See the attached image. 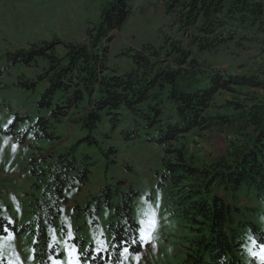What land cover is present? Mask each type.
<instances>
[{
	"label": "rangeland",
	"instance_id": "rangeland-1",
	"mask_svg": "<svg viewBox=\"0 0 264 264\" xmlns=\"http://www.w3.org/2000/svg\"><path fill=\"white\" fill-rule=\"evenodd\" d=\"M108 2L0 0V217L7 221L5 234L0 235V259L7 264H44L31 232L44 198L45 175L39 172L72 149L81 166L88 165L89 174L84 183L75 180L65 192L68 205L52 232L61 255L48 264H81L82 257L88 262L90 246L96 252L109 250L108 225L115 209L96 206L107 186L119 188L120 197L133 196L136 222L152 213V225H144L149 239L142 243L143 251L108 264L187 263L195 255L203 227L186 218L176 204L199 181L187 176L177 200L169 198L173 189L161 185L164 161L176 162L180 152L185 164L200 171L231 164L253 130L249 109L264 105L263 89L236 87L220 93L208 114L229 122L192 132L167 147L156 142L160 130L175 122L165 93L139 104L135 111L122 107L116 117L102 113L93 129L80 120L88 108L70 109L65 117L55 114L62 93L55 94L51 106L41 104L51 87V58L67 64L68 45L87 42ZM167 2H131L130 18L109 44L106 64L111 73L125 75L136 69L135 52L148 46L160 50L167 38L181 39L173 27L175 18L166 12ZM242 32L246 40L238 36L228 47L201 54L206 75L229 73L264 81V34ZM156 104L164 111L160 122H154ZM242 192L233 203L241 210V220L264 229V198ZM246 241L244 259L264 264L263 245L249 237Z\"/></svg>",
	"mask_w": 264,
	"mask_h": 264
},
{
	"label": "trees",
	"instance_id": "trees-1",
	"mask_svg": "<svg viewBox=\"0 0 264 264\" xmlns=\"http://www.w3.org/2000/svg\"><path fill=\"white\" fill-rule=\"evenodd\" d=\"M132 1L109 0L87 42L68 45L67 64L51 58V87L43 95V106H51L55 94L60 92L64 97L61 106L57 104L55 114L65 117L70 109L88 108L80 120L93 129L102 113L116 117L122 107L135 111L139 104L165 93L175 122L160 130L156 142L167 147L192 132L208 131L217 124L229 122L224 117L208 114L216 107L215 99L220 93L231 92L236 87L264 90V81L255 78L229 73L206 75L201 60V54L228 47L239 38L246 40L240 34L242 31L264 34L263 0H168L166 12L175 18L173 27L181 39L167 38L166 47L160 50L148 46L135 52L137 68L117 75L106 64L109 44L113 42V33L130 18ZM153 110L154 122H160L159 117L164 115L162 105L156 104ZM249 111L252 133L231 164L200 171L185 164L180 152L176 162L164 161L161 185H170L173 189L174 194L171 192L169 198L175 196L177 200L187 176H197L195 179L199 181L194 190H188L175 203L186 218L193 223L200 222L203 227L201 237L195 241V255L185 264H254L244 259L246 237L264 248V229L255 222L242 221L241 210L233 204L244 190L264 198V105L253 106ZM87 166H81L72 149L58 154L39 172L45 175L44 198L36 217V229L31 232L35 234L37 255L45 259L44 264L61 255L52 240V232L68 205L65 192L75 180L80 183L87 180ZM118 190L105 187L96 204L98 209L101 206L115 209V218L108 225L109 250L96 252L90 246L86 254L92 258L85 262L82 257L81 264L115 263L122 257V248L117 251V245L138 236L133 196L120 197ZM6 223L0 217V235L5 234ZM239 241L244 242L237 247ZM143 249L144 245L137 240L129 245V254L141 253ZM0 264L7 263L0 259Z\"/></svg>",
	"mask_w": 264,
	"mask_h": 264
},
{
	"label": "snow or ice",
	"instance_id": "snow-or-ice-1",
	"mask_svg": "<svg viewBox=\"0 0 264 264\" xmlns=\"http://www.w3.org/2000/svg\"><path fill=\"white\" fill-rule=\"evenodd\" d=\"M150 197H147V200H150ZM127 222L125 221V224ZM138 225L140 227L136 228L135 231L138 233L137 237H130L128 241L121 242V244L117 245V251H119L122 248V255L127 256L129 254V245L135 244L137 240L139 242L143 243L146 239H149L148 236V229L144 227V225H152V213L147 212L144 214V218L137 221ZM244 241H239L237 244V247Z\"/></svg>",
	"mask_w": 264,
	"mask_h": 264
}]
</instances>
